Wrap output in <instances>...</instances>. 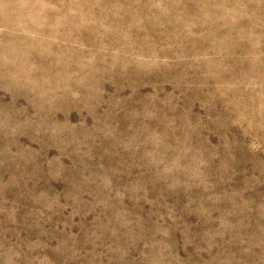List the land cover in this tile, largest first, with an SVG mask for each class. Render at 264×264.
I'll list each match as a JSON object with an SVG mask.
<instances>
[{
    "label": "rangeland",
    "instance_id": "obj_1",
    "mask_svg": "<svg viewBox=\"0 0 264 264\" xmlns=\"http://www.w3.org/2000/svg\"><path fill=\"white\" fill-rule=\"evenodd\" d=\"M0 264H264V0H0Z\"/></svg>",
    "mask_w": 264,
    "mask_h": 264
}]
</instances>
